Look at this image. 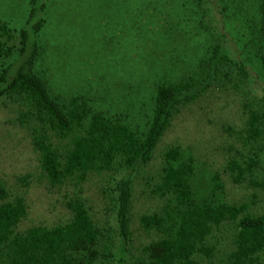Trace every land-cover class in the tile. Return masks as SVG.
<instances>
[{
    "label": "trees",
    "instance_id": "1",
    "mask_svg": "<svg viewBox=\"0 0 264 264\" xmlns=\"http://www.w3.org/2000/svg\"><path fill=\"white\" fill-rule=\"evenodd\" d=\"M245 1H135V12L178 13L179 25H193L201 48L190 74L156 83L143 126L131 123L124 113L95 107L83 94L61 96L53 90L40 69L46 0H26L20 28L0 17V99L16 108V120L27 131L51 185L81 183L90 173H108L121 248L129 240L134 175L151 162L174 115L210 89L230 87L243 96L240 149L228 155L224 171L233 183L258 192L248 202L228 203L217 173L201 180L191 154L179 146L166 149L153 190L166 204L140 217L141 226L159 237L142 248L141 256L128 261L121 256L119 264H203L216 250L209 243L214 230L226 222L233 223L235 231L222 263L264 264V95L250 92L248 68L251 63L256 67L264 92V0H255L257 11L245 18L250 33L240 48L249 62L230 53L227 33L211 17L212 12L243 15ZM66 206L71 213L67 223L16 231L26 216V204L22 196L11 197L0 179V264H111L116 257L114 236L92 218L81 199Z\"/></svg>",
    "mask_w": 264,
    "mask_h": 264
},
{
    "label": "rangeland",
    "instance_id": "2",
    "mask_svg": "<svg viewBox=\"0 0 264 264\" xmlns=\"http://www.w3.org/2000/svg\"><path fill=\"white\" fill-rule=\"evenodd\" d=\"M135 1L46 0L47 21L41 36L45 56L40 69L61 96L83 94L95 107L111 114L124 113L131 123L143 126L151 113L156 83L190 74L201 48L193 25H179L178 13L135 12ZM255 3L245 1L243 15L211 13L218 27L227 33L226 47L240 60L246 58L241 48L250 33L245 18L255 14ZM26 15V0H0V17L12 27L20 28ZM251 64L250 92L264 95L256 67ZM242 97L239 89H210L174 115L153 159L134 175L125 251L120 247L108 173H90L81 183L69 180L59 186L51 185L41 171L39 155L27 131L16 120V108L0 99V179L11 197L22 196L26 204V216L16 231L67 223L71 213L66 204L79 198L86 203L92 218L114 236L116 257L111 264H119L121 256L127 261L141 256L142 248L159 237L156 231L141 226L140 217L157 212L166 204L153 190L163 163L162 154L173 146L194 157L199 179L218 174L226 202H248L258 190L233 183L224 171L228 155L240 149L237 135L243 126ZM261 195L260 206L264 208ZM234 231L235 225L230 222L214 230L209 243L216 250L204 257L203 264L222 263L231 248Z\"/></svg>",
    "mask_w": 264,
    "mask_h": 264
}]
</instances>
